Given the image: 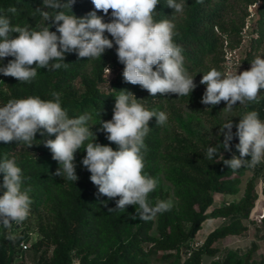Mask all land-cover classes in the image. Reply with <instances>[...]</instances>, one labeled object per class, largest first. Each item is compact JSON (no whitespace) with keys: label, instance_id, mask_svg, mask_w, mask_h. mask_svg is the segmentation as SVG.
<instances>
[{"label":"trees","instance_id":"obj_1","mask_svg":"<svg viewBox=\"0 0 264 264\" xmlns=\"http://www.w3.org/2000/svg\"><path fill=\"white\" fill-rule=\"evenodd\" d=\"M231 1L184 0V11L179 14L173 13L166 0H160L156 8V20L169 19L175 24L178 35L174 41L182 47L184 65L196 84L189 96L157 94L153 97L139 85L124 82V65L118 62L115 45L106 50L101 59L78 58L76 53H66V68L38 69L31 83H20L0 74V106L11 99L28 96L54 100L52 93H59L61 106L69 116L90 113L89 125H94L96 142L110 145L114 150L117 146L110 144L99 123L112 119L119 90L132 92L148 110L165 112L168 116L165 125L157 126L155 117L149 121L145 172L158 180L157 188L149 194V203L155 206L158 201L172 202L171 210L157 213L147 221L141 220L135 206L115 209L119 197L109 199L98 194V188L90 180L91 173L82 164L86 155L84 148L75 154L79 179L74 182L55 175L59 164L42 143L55 136L37 133L31 147L16 141L0 142V161L15 160L22 169L23 187L31 188L32 200L29 217L20 224H12V227L25 226L14 239L8 238L11 228L0 224V264H15L14 255L22 250L17 247L26 238L25 228L32 219L36 220V230L40 233L33 243L41 251L36 264H151L153 259L161 264H204V255L211 257L209 264H264L255 257L259 249L256 241L251 242L246 251L238 246L224 250L215 245L221 239L240 236L248 230L246 221L258 197L255 176L249 177L241 187L249 167L232 171L223 163L233 155L239 156L236 135L229 142L230 150L223 148L224 136L220 134L225 124L220 117L223 101L214 107L206 106L201 103L205 90L199 89L207 59L220 50L222 38L228 36L225 10ZM247 3L256 4L259 37L263 38L264 0H247ZM13 7L17 10L15 14L8 11ZM38 7H42V0H0V15L9 17L13 25L27 24L38 29L51 23L45 22L35 11ZM94 10L91 0H76L71 12L79 18ZM60 11L71 14L69 9ZM97 15L111 18V10L108 15L102 12ZM50 30L55 31V26ZM11 59H3L0 66H6ZM105 67L113 71L114 77L104 88ZM183 105L190 108L186 115ZM254 106L259 118L264 119V97ZM209 107L211 110L207 109ZM209 147L218 149L211 160L206 158ZM2 184L3 174L0 173ZM4 191L0 187V195ZM216 193H222L224 201L213 207ZM132 216L137 218L132 219ZM217 217L223 218L221 224L209 232L201 244L194 246L203 222Z\"/></svg>","mask_w":264,"mask_h":264},{"label":"clouds","instance_id":"obj_2","mask_svg":"<svg viewBox=\"0 0 264 264\" xmlns=\"http://www.w3.org/2000/svg\"><path fill=\"white\" fill-rule=\"evenodd\" d=\"M75 3L76 0H42V7L35 11L45 22L51 23L38 29L27 24L13 25L9 17L0 15V61L13 58L6 66H0V74L20 83H31L38 69L66 68V53H76L78 58L101 59L106 50L115 45L118 62L124 65V82L139 85L153 97L157 94L191 95L196 84L184 65L182 47L174 41L178 35L175 24L169 19H155L160 0H91L95 10L79 18L71 12ZM166 5L175 14L185 8L184 0H166ZM60 9H69L71 14ZM109 10L111 21L106 23L97 12L108 15ZM8 11L15 14L17 10L13 7ZM53 26L55 31L50 30ZM250 64L251 68L242 72L222 73L213 68L203 74L200 83L206 85V89L201 103L214 107L223 101L226 103L224 111H231L237 102L242 106L258 103L260 92L264 90V58L257 56ZM105 71L110 73L111 69L105 67ZM52 95L54 100L28 96L11 99L0 106V142L16 141L31 147L37 133L55 136L42 143L59 164L56 176L76 182L79 177L75 154L84 148L86 155L82 164L91 173V182L98 188L99 195L109 199L119 197L115 209L135 206L139 219L145 221L171 210V201H158L155 206L149 203V194L157 188L158 180L145 172L144 156L145 138L151 130L149 121L155 117L157 126L165 125L168 120L165 112L148 110L132 92L119 90L112 119L99 123L110 144L117 146L114 150L110 145L96 142L94 125H89L90 113L70 117L61 106L60 94ZM235 127L239 156L233 155L223 163L236 171L264 162V121L258 112L247 111ZM232 128L231 121L220 128L225 150H230ZM217 152L216 147H209L206 158L213 159ZM249 156L250 160L245 159ZM0 173L3 174L0 187L5 189L0 195V224L11 228L13 223L20 224L29 217L31 188L23 187L22 169L14 159L0 161ZM8 238L14 239L11 235Z\"/></svg>","mask_w":264,"mask_h":264},{"label":"rangeland","instance_id":"obj_3","mask_svg":"<svg viewBox=\"0 0 264 264\" xmlns=\"http://www.w3.org/2000/svg\"><path fill=\"white\" fill-rule=\"evenodd\" d=\"M256 4L247 3V0H232L231 4L225 10V23L229 29L228 36L222 38L220 50L207 59L206 66L201 71V74H206L209 70L215 68L222 73H236L248 70L251 68V62L257 57L264 58V34L263 38L259 37L260 25L257 21ZM181 18V17H180ZM179 18V19H180ZM111 18L104 19V22H110ZM114 77L113 71L107 72V80L103 83V87H108L111 79ZM200 91L206 89V85L201 84ZM264 97V90H261L258 99ZM257 102H250L247 106H242L237 102V105L231 111H224L226 103L222 102V110L220 117L223 121H231L233 123L232 133L233 137L236 133V125L239 123L240 118L247 111H258L254 106ZM189 106L183 105L182 111L184 115L189 112ZM264 121V119H262ZM216 138V134H212ZM249 160L251 157H247ZM251 176L256 177V191L258 194L255 207L251 213V217L246 223L249 228L240 236H231L221 239L215 243L220 248L227 250L238 244V248L246 251L251 242L256 241L259 244V249L255 257L264 262V162L254 168H250L247 175L244 177L241 187L243 188L247 179ZM224 201L222 193L215 194V203L213 207L219 206ZM223 218H210L203 222V227L198 231L194 243H202L205 239L206 232L209 230L210 225L214 222L216 225L221 224ZM30 226L26 229V238L24 243L28 244L27 248L23 247L22 243L17 247L19 250L14 255L15 264H36L40 258L41 251L38 250L33 243L40 237V233L36 230V220L30 221ZM25 226L12 227L11 236H17ZM211 257L204 255V264H209ZM151 264H161L156 259L152 260Z\"/></svg>","mask_w":264,"mask_h":264},{"label":"crops","instance_id":"obj_4","mask_svg":"<svg viewBox=\"0 0 264 264\" xmlns=\"http://www.w3.org/2000/svg\"><path fill=\"white\" fill-rule=\"evenodd\" d=\"M218 225H216L214 222L210 225V227H209V230L205 233L206 234V236H207V234L209 233V232H211L215 227H217ZM206 236H204V237H206ZM238 244H240V243H237V245L236 246H238ZM233 247H235V244H234V246Z\"/></svg>","mask_w":264,"mask_h":264},{"label":"built area","instance_id":"obj_5","mask_svg":"<svg viewBox=\"0 0 264 264\" xmlns=\"http://www.w3.org/2000/svg\"><path fill=\"white\" fill-rule=\"evenodd\" d=\"M199 244H201V243L196 242V243H194V246H198ZM22 245H23V247H25V248H27V247L29 246L28 244L24 243V241H22Z\"/></svg>","mask_w":264,"mask_h":264}]
</instances>
